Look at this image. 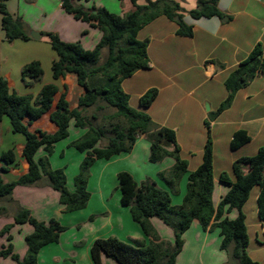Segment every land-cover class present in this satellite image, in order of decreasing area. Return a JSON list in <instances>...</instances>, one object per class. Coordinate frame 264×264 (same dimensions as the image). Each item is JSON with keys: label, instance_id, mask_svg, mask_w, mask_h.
<instances>
[{"label": "crops", "instance_id": "0c3cea01", "mask_svg": "<svg viewBox=\"0 0 264 264\" xmlns=\"http://www.w3.org/2000/svg\"><path fill=\"white\" fill-rule=\"evenodd\" d=\"M92 1L95 7L105 8L118 15L134 9L130 0ZM146 1L149 0H138L137 4L144 5ZM174 1L187 12L195 9L200 0ZM39 4H43L42 13L45 17L36 20L35 24L39 25L37 27L31 24V19L26 14L28 9L36 8ZM5 5L12 16L22 19L29 32L33 30L39 34L37 40L40 43H36L31 37L27 41L16 39L8 42L1 28L0 16V78L7 81L11 91L20 95L37 94L44 83L51 82V63L57 56L51 47L47 48L49 42L41 36L42 32L55 33L64 42L79 41L86 50L93 49L100 40L101 32L66 13L60 0H34L29 4H25L23 0H7ZM82 5L88 7L89 4ZM216 7L230 20L225 22L218 17L193 19L186 13L183 14V22L190 26L191 36L179 35L177 23L164 16L156 18L138 32L137 39L147 41V68L124 79L121 88L129 95L130 104L135 109L139 108V98L146 91H157L151 105L144 109L150 118V124L147 132L136 138L130 152L115 155L100 163L103 164L100 169L104 173L99 175L95 186V196L98 199L95 209L90 207V197L84 209L63 212L58 193L46 183L14 188L11 199L28 209L32 217L44 222L53 218L67 228L60 234L57 243L46 245L40 250L38 264H92L89 248L97 238L114 236L127 242L122 238L127 237L141 244L149 243L140 229L130 223V220L133 221L128 208L120 204V195L115 190L119 172H128L137 184L145 180L154 182L157 187L169 193L173 206H179L187 190V175L200 165L204 146L210 140L214 176L211 199L216 208L228 191V187L219 181L220 173H229L235 160L256 154L264 142V0H217ZM82 33L85 36L81 37ZM256 45L261 48L262 71L234 93L229 107L215 114L227 96L224 85L226 78L247 59ZM31 60H38L43 70V83L41 86L35 85L32 92L31 89H25L20 81L22 66ZM70 75L72 74L53 82L58 87L54 101L65 91L66 86V100L72 109L77 106L83 89L78 86L76 78L72 79ZM161 128L174 132L180 155L187 162V171L172 189L160 180L158 174L169 170L174 160L166 157L155 163L149 161L150 145L154 141H159L167 150L173 148L172 144L158 137L157 133ZM28 129L31 132L41 130L53 133L56 127L49 121L47 113L29 125ZM237 131H244L249 141L237 149H232L230 143ZM83 133V129L69 132L70 139L66 145ZM23 145L24 137L13 133L8 118L4 117L0 123V155L9 149H13L15 154L13 164L6 165L0 158V171L6 168V172H2L5 182L16 180L28 170V164L22 157ZM44 155L40 150L36 156ZM67 155L70 156L68 160L72 167L70 175L63 169L64 166H60L61 162L56 166L51 158L49 162L52 168L61 167L64 170L66 187L73 191L72 178L78 172L82 155L70 150L64 152V156ZM258 192V187L251 190L243 211L249 236L248 255L256 264H264V221L259 219L257 213ZM13 202L0 200V250L10 245L12 251L22 258L26 251L24 238L32 232V227L29 224H15L12 217ZM3 210L7 212L6 215L2 214ZM236 216L235 209L224 214L230 220ZM150 221L160 240L169 243L173 241L172 231L168 227L158 219L152 218ZM124 224L132 229L126 236H123L126 233ZM5 226H10L7 231V235L11 237L9 242L5 235H1ZM211 232L212 230H203L194 220L183 234V248L175 264H196L191 262L195 261L194 255L192 260L188 259V251L192 254L197 252L202 261L206 250L210 249L207 243ZM218 242L217 238L215 244ZM208 259L210 260L209 256ZM101 260L102 264H117L105 256ZM221 261L227 263L228 259L221 257ZM0 264L16 263L10 258H0Z\"/></svg>", "mask_w": 264, "mask_h": 264}, {"label": "trees", "instance_id": "16d2710c", "mask_svg": "<svg viewBox=\"0 0 264 264\" xmlns=\"http://www.w3.org/2000/svg\"><path fill=\"white\" fill-rule=\"evenodd\" d=\"M137 1L130 0L134 8L132 11L118 15L94 5L85 7L78 4L77 0H60L66 13L101 32L100 40L91 50L84 49L79 41L64 42L55 33H41L48 39L57 56L51 63L53 80L72 74L78 86L83 89L75 108L71 109L66 100V86L65 91L54 101L58 92L54 83L41 86L35 96L20 95L11 91L7 81L0 78V123L4 117L8 118L12 132L24 137L22 157L28 164L27 172L11 182L3 180L2 172H6V168L1 169L0 200L13 202L11 195L17 186L46 183L58 193L63 212L84 209L90 198L87 183L92 164L99 159L108 160L115 155L130 152L136 138L146 133L150 124V118L144 109L151 105L157 91H146L139 98V108L135 109L130 104L129 95L121 88L124 79L147 68V41L137 39L140 29L164 16L177 23L179 35L191 36L190 26L183 22L185 13L193 19L218 17L225 22L230 20L217 9V0H200L195 9L187 12L174 0H149L144 5L137 4ZM5 2L6 0H0L1 28L5 40H29L26 24L19 16H12L7 11ZM102 49L107 50V56L101 64H97ZM262 68L261 48L256 45L247 59L226 78L224 85L227 96L215 114L229 107L234 93L262 71ZM42 75L43 70L38 60L28 62L20 70L21 80L25 85L40 80ZM90 108L93 112L88 117L85 113ZM105 109H112L113 112L103 115L100 124H94L93 121L98 120L96 114ZM47 113L56 130L53 133L41 130L31 132L28 126ZM71 122L76 128L83 129L84 133L68 146L86 153L79 172L73 178V191L66 187L64 170L52 169L48 160L54 145L69 136ZM157 134L161 140L172 144L173 148L167 150L159 141H154L150 145L149 161L155 163L166 157L174 160L169 170L158 174L160 180L172 189L187 171V162L180 155L172 130L161 128ZM248 141L249 137L244 131H237L230 146L237 149ZM40 150L45 155L37 158ZM0 158L6 165L13 164V149L1 153ZM213 180L210 140L204 146L200 165L187 175V190L179 206H173L169 193L157 187L154 182L145 180L137 184L128 172H119L117 188L120 191V204L128 208L132 221L139 225L143 235L150 241L146 245H134L114 236L97 238L89 248L91 263L102 264L101 258L105 256L117 264H175L183 248V234L196 220L203 230H219L220 248L226 253L228 262L256 264L247 251L249 236L243 207L251 190L258 187L257 213L259 219L264 221V142L255 155L235 160L229 173H220L219 181L228 187V191L216 208L211 199ZM13 203L12 217L15 224H29L32 232L24 238L26 251L22 258L12 251L10 245L0 250V258H10L16 264H38L40 250L46 245L57 243L66 227L53 218L47 222L39 221L31 216L28 209ZM230 209L237 211L236 218L232 220L224 217L225 212ZM2 214L6 215L7 212L3 210ZM152 218L158 219L172 231L171 243L160 240L151 224ZM9 229L10 226H5L1 235ZM10 239L8 236V240Z\"/></svg>", "mask_w": 264, "mask_h": 264}, {"label": "rangeland", "instance_id": "374dc122", "mask_svg": "<svg viewBox=\"0 0 264 264\" xmlns=\"http://www.w3.org/2000/svg\"><path fill=\"white\" fill-rule=\"evenodd\" d=\"M7 1V0H6ZM30 1H34V0H23V2H25V4L27 3V4H29V2ZM147 2V1H146ZM77 3L78 4H84V3H88L89 5H88V7H91V6H93L94 5V2L92 1V0H77ZM121 3V2H120ZM32 6V5H31ZM41 6V7H40ZM47 6V5H46ZM42 8H43V4H39L36 8L35 7H31V9H28V12H27V14H26V16L27 17H29L30 19H31V24H33V25H36L35 24V22H36V20H38V19H42L43 17H45L44 16V14L42 13ZM37 27L39 26V25H36ZM38 33V31H31V32H29V36H30V33ZM43 34L44 33H47V32H42ZM43 38H46L44 35H41ZM83 36H85V33H82L81 34V37H83ZM33 39V38H32ZM34 40H36V43H40V41L39 40H37V39H34ZM49 44H47V48L48 49H50V45L48 46ZM106 56H107V50L106 49H102L101 50V52H100V56H99V59H98V61H97V64H101L104 60H105V58H106ZM32 61V60H31ZM71 77H72V79H75V76L74 75H70ZM50 77H51V82L50 83H53L55 80H53V78H52V76H51V74H50ZM20 81L22 82V85H23V87L25 88V89H31V92H32V90H33V88H34V86L35 85H40L41 83H43V75H42V77H41V79L40 80H38V81H31L30 82V85H25V83L21 80V76H20ZM45 84V83H44ZM41 86V85H40ZM31 95H33V96H35L36 95V93H31ZM93 112V109H88L87 111H86V115L89 117L90 115H91V113ZM113 112V110L112 109H105V110H102V111H99L96 115H97V117H98V120H96V121H93L94 122V124H100L101 123V119H102V116L103 115H106V114H111ZM75 130H79V128H76L75 126H74V124H73V122H71V124H70V126H69V132L70 133H73ZM70 139V135L67 137V138H65L64 140H61V141H59V142H57L56 144H55V146H54V150H53V152H52V154L50 155V156H48V160H49V158H51V161H52V163L54 164V166H56V165H58V164H60L59 162H61L62 164L60 165L61 167L62 166H64L63 167V169H66L67 170V173L70 175L71 174V169H72V167H71V164H70V161L68 160V158L70 157L69 155H67L66 157L64 156V152L65 151H68V150H70V151H73L75 154L76 153H78V154H81L82 155V159H81V161H80V163L82 162V160L84 159V157L86 156V153L85 152H79V151H77L76 149H74V148H72V147H68L67 145H66V142L68 141ZM65 143V144H64ZM37 158L38 157H40V156H36ZM65 159H67V160H65ZM50 161V160H49ZM97 161L99 162V163H97ZM104 161H106V160H104V159H99V160H96L93 164H92V166L90 167V169H89V176H88V181H90V186L88 187V183H87V191L89 192V194H90V197H91V206L90 207H92V209H95L96 207H97V201H98V199H97V197L95 196V192H96V185H97V180H98V177H99V175L101 174V173H104V170L102 171L100 168H101V166L103 165V164H100V163H102V162H104ZM67 162V163H66ZM69 162V163H68ZM50 163V162H49ZM80 163H79V165H78V172H79V167H80ZM66 164H69L68 165V167H66ZM60 167V168H61ZM52 168V167H51ZM52 169H55V168H52ZM77 172V173H78ZM105 175H107V173H105ZM72 180H73V178H72ZM73 182V181H72ZM38 186V185H37ZM115 190L118 192V194L120 195V191L118 190V188H117V180H116V185H115ZM90 199V198H89ZM125 208H127V207H125ZM130 223H133V225H135V227H137L138 229H140V227H139V225L138 224H136L135 222H131V220H130ZM124 228H125V235H123V236H126V234L128 233V232H131V230L132 229H129V227H128V225L127 224H124ZM66 230H67V228H66ZM65 230V231H66ZM64 231V232H65ZM140 231H141V229H140ZM157 232V231H156ZM142 233V232H141ZM157 234H158V232H157ZM5 235V237H6V240L9 242V240H8V236L9 235H7V233H5L4 234ZM128 236V235H127ZM158 236H159V234H158ZM125 241H127V242H129V243H131V244H136V245H139V244H141L140 242H136V241H133L132 239H129V238H127V237H122ZM217 238L219 239V242L218 243H216L215 244V240H217ZM147 240L148 241H150V239L149 238H147ZM220 243H221V237H220V235H219V230L217 229V228H213L212 229V232H211V236H210V238L208 239V245L210 246V249L209 250H206V252H205V254H204V256H203V260L201 261L200 260V257H199V255L197 254V252L196 253H194V254H192L191 252H189L188 251V253H187V257H188V259L189 260H192L193 259V255L195 256V261H191V262H195L196 264H216V263H218V264H234L233 262L231 263V262H228L227 261V263H223L222 261H221V257L222 258H226L227 257V255L225 254V252L223 251V250H221V248H220ZM192 249V248H191ZM191 249H190V251H191ZM189 255V256H188ZM208 256L210 257V260L208 259ZM227 259H228V257H227Z\"/></svg>", "mask_w": 264, "mask_h": 264}, {"label": "water", "instance_id": "95a60500", "mask_svg": "<svg viewBox=\"0 0 264 264\" xmlns=\"http://www.w3.org/2000/svg\"><path fill=\"white\" fill-rule=\"evenodd\" d=\"M30 37L33 39H38L39 38V34L38 33H30Z\"/></svg>", "mask_w": 264, "mask_h": 264}]
</instances>
